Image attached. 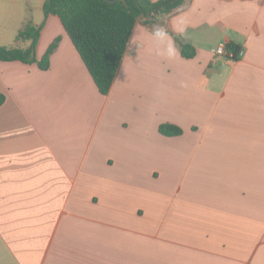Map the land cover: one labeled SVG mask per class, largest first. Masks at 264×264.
Segmentation results:
<instances>
[{
  "label": "crops",
  "instance_id": "0c3cea01",
  "mask_svg": "<svg viewBox=\"0 0 264 264\" xmlns=\"http://www.w3.org/2000/svg\"><path fill=\"white\" fill-rule=\"evenodd\" d=\"M46 1L0 0V47L59 39L0 61V264H264V0L138 22L106 96Z\"/></svg>",
  "mask_w": 264,
  "mask_h": 264
},
{
  "label": "trees",
  "instance_id": "16d2710c",
  "mask_svg": "<svg viewBox=\"0 0 264 264\" xmlns=\"http://www.w3.org/2000/svg\"><path fill=\"white\" fill-rule=\"evenodd\" d=\"M185 2L186 0H47L43 10L45 16L60 18L98 90L106 96L114 84L137 23L144 21L146 25L155 27L158 16L170 15L180 10ZM40 34L41 27L26 25L18 33L16 41L30 42L29 47H0V61L37 63L41 69H48L50 55L57 48L59 39L51 44L45 56L38 61L36 49ZM228 51L237 57L240 49L235 44H229ZM181 53L184 58L191 59L196 50L192 45L182 42ZM4 102L5 96L0 93V106ZM159 132L167 137L183 134L182 128L172 124H162Z\"/></svg>",
  "mask_w": 264,
  "mask_h": 264
},
{
  "label": "built area",
  "instance_id": "2783aa9c",
  "mask_svg": "<svg viewBox=\"0 0 264 264\" xmlns=\"http://www.w3.org/2000/svg\"><path fill=\"white\" fill-rule=\"evenodd\" d=\"M216 54L218 56H230V57H234V54L230 51H228V44L226 43H221L219 44V46L216 48ZM244 52L243 51H239L237 54V58L238 57H243Z\"/></svg>",
  "mask_w": 264,
  "mask_h": 264
},
{
  "label": "clouds",
  "instance_id": "9594fccd",
  "mask_svg": "<svg viewBox=\"0 0 264 264\" xmlns=\"http://www.w3.org/2000/svg\"><path fill=\"white\" fill-rule=\"evenodd\" d=\"M156 32H157V34H159V28L157 27V29H156Z\"/></svg>",
  "mask_w": 264,
  "mask_h": 264
},
{
  "label": "water",
  "instance_id": "95a60500",
  "mask_svg": "<svg viewBox=\"0 0 264 264\" xmlns=\"http://www.w3.org/2000/svg\"><path fill=\"white\" fill-rule=\"evenodd\" d=\"M110 1H116V0H110Z\"/></svg>",
  "mask_w": 264,
  "mask_h": 264
}]
</instances>
